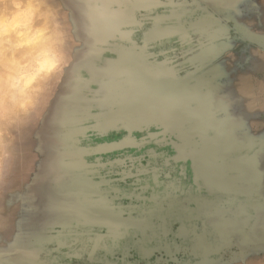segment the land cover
<instances>
[{"label":"rangeland","instance_id":"rangeland-1","mask_svg":"<svg viewBox=\"0 0 264 264\" xmlns=\"http://www.w3.org/2000/svg\"><path fill=\"white\" fill-rule=\"evenodd\" d=\"M84 1L27 0V4L21 5L22 0H15L12 5L19 6L16 11L0 16V21L8 26L0 22L4 25L0 28V59H4L0 64V243L4 235L11 238L13 233H20L29 240V248L37 253L42 264H264V243L242 244L244 238L255 241L258 227L264 228V0H200L208 11H205L207 14L196 12L197 18L229 23L235 44L242 43L246 47V53L239 56L246 71L245 89L238 87L245 93L231 87L230 95L222 98L229 110L219 109L218 116L244 115L243 121L233 118L230 125L240 143L255 144L246 146L248 152L259 149L263 160L261 191L250 189V193L239 198L227 194L232 199L226 198V194H217L213 196L214 205L203 199L198 202L201 204L197 212L202 221L195 219L183 230L160 233L131 232L128 227L115 223L112 216L101 217L96 207L89 203L84 205L83 197L91 198L94 194L85 193L81 188L79 176L84 170L75 163L81 160L92 163L101 154L116 150L96 152V147L90 153L75 152L81 145L96 143L99 138L96 134H79L83 125L90 124L93 128L96 124L85 114L95 111V106L84 111L81 105L87 102L81 99L80 112L70 110V105L78 102L74 97L69 98L75 83V65L95 64V60L89 58L93 40L89 37ZM89 4L95 2L91 0ZM95 15L101 31L105 32L102 8L95 9ZM173 19L172 25L176 23ZM12 36L19 38L13 48L8 40ZM34 37L36 41H28ZM22 40L29 42L32 47L25 43V48H30L31 52L17 54L14 61L11 51L23 49ZM120 51L117 58L109 59L115 61L114 70L124 77L135 76L141 68L145 71L141 53L129 49ZM46 53L50 54L52 64L44 74L40 62ZM217 58L214 56L211 62ZM86 65L82 75L91 69ZM93 83L80 80L77 90L83 92V84L93 87ZM150 94L152 99L148 103L152 104L159 94ZM242 95L244 105L240 103ZM154 105L162 109L158 103ZM249 107L254 109L255 119H248ZM155 112L159 114L157 109ZM111 123L114 121L106 124ZM261 141V145H256ZM183 152L184 156L192 154L193 164L203 170L204 180L211 166L214 170L218 167V164L200 167L201 163L196 162V149ZM67 163L74 166L68 168ZM225 164L223 168L234 169V174L242 170L241 166ZM15 191L20 198L10 202L8 197ZM242 202H245V212L240 211ZM136 240H147L149 247L146 245L142 250L134 244L133 248H125L129 253L121 260L115 258L120 251L117 247L124 250L125 242L136 243ZM158 241L164 243L163 248L153 247L152 242ZM174 256L180 263L175 258H165Z\"/></svg>","mask_w":264,"mask_h":264},{"label":"flooded vegetation","instance_id":"flooded-vegetation-1","mask_svg":"<svg viewBox=\"0 0 264 264\" xmlns=\"http://www.w3.org/2000/svg\"><path fill=\"white\" fill-rule=\"evenodd\" d=\"M200 2L148 0L144 9L135 10L136 22L129 17L128 24L121 26L117 25L120 23H116V19L125 6L119 9V6L112 5L103 17L104 31L113 32L97 31L98 27L97 30L95 27V31L89 33L93 40L89 58H93L95 64H80L81 67L105 65L110 58H117L119 50L139 52L148 63L145 65V77H148L145 80L148 86L145 88L152 94H159L151 103L167 104L168 109L176 110L169 113L159 108L157 111L160 114L153 117L156 121H142L138 113L127 112L123 114L127 119L117 120L104 129L96 128V124L93 125L96 129H93L89 124L78 130L80 135L99 136L96 143L81 145L80 150L75 151L81 154L93 152L96 147L103 150L110 147L106 145L113 141L126 139L121 148L101 154L92 163L80 162L75 165L84 170V174L79 176L81 188L85 193L94 194L91 198L83 197L84 205L89 203L96 207L101 217L112 216L115 223L128 227L131 232L183 230L191 226L195 219L202 221L197 215L198 205L201 204L199 201L205 199L207 204L214 205L213 196L217 194H226V198L232 199L227 194L239 198L250 193V189L261 191L263 160L259 149L253 148V151L248 152L246 146L254 147L255 144L240 143L230 125L233 118L243 121L244 115L239 113L237 116L232 115L233 118L223 114L218 116L219 109L229 110L227 102L223 100L230 95L231 87L232 90L241 86L245 89L246 71L239 56L246 53V47L242 43L238 46L235 44L234 33L227 26L229 23L197 18L196 12L207 14L205 11H208ZM172 18L176 21L174 25L170 22ZM187 18L189 20L184 22ZM97 25L100 26V23ZM214 56L218 58L211 62ZM151 76L158 78L153 79ZM91 81L95 83L94 86L83 84L84 91L81 94L85 95H82L85 99L95 97L90 101L96 107L95 111L85 114L97 123L95 115L103 114L104 111L111 114V108L103 105L102 95L110 97L115 94V90L111 87L101 88L99 79ZM239 89L238 92L245 93L244 89ZM244 98L240 101L243 105ZM98 105L102 108L99 109ZM150 109L153 110L152 107ZM248 111V119L257 117L253 108L249 107ZM177 119L179 125L173 128L172 122ZM187 119L192 123L189 128H185L188 127L185 122ZM163 120L165 122L162 124ZM185 136L190 146H184ZM261 143L263 141L256 145ZM194 146L198 158L204 156L203 162L205 160L219 165L214 167L215 170L211 166L208 170L210 176L208 174L206 180L202 169L195 165L193 168L195 160L192 154L184 156L183 151ZM214 150L218 151L216 156ZM201 160L198 161L201 163ZM222 163H236L242 170L234 174V169L223 168ZM72 166L74 163H67L68 168ZM197 181L201 188L196 185ZM240 205V211L245 212V202ZM135 242H125L124 250L117 247L120 251H117L115 258L121 260L129 253L126 249L133 248L134 244L142 250L149 244L147 240ZM152 245L154 248L164 247L161 241L152 242ZM208 248L210 246L207 244ZM165 258L178 261L176 256Z\"/></svg>","mask_w":264,"mask_h":264},{"label":"bare ground","instance_id":"bare-ground-1","mask_svg":"<svg viewBox=\"0 0 264 264\" xmlns=\"http://www.w3.org/2000/svg\"><path fill=\"white\" fill-rule=\"evenodd\" d=\"M14 1L15 0H0V16H1V18H2V15L3 14H7L10 11L11 12L12 11H16V9L19 6L17 8L15 6H13L12 5V2H14ZM22 1L23 2H21V5L22 4H25L27 2V0H22ZM90 1L91 0H85L84 1L87 4V9H86L87 11H86V13H87V17H88L90 31H95V27H96V30H97V27H98V30L97 31H101L102 30V27L97 25L98 22H99V19L95 15V9H97L99 7L102 8V14H103V16H105L107 14L108 9L110 8V6L116 5V6H119L120 7L119 9H121V6L124 5L125 8L120 11L119 17H118V19H116V23L117 22L120 23V25L118 23H117V25L118 26H121L122 24H126V23L128 24L129 17L133 18L135 20V22H136V19H135V10L136 9H139V8H143L145 2H147L148 0H93L95 2L94 5H90L89 4ZM0 22H2L6 26V24L4 23V21L1 20ZM113 22H115V21H113ZM3 24L0 25V28L2 26H4ZM32 24H34V22H32ZM23 26H22V28H23ZM6 27H8V26H6ZM22 30L25 31L24 29H22ZM22 30H21V32H22ZM26 31H27V29H26ZM28 32H30V31H28ZM28 32H26V33H28ZM105 32L111 33L113 31H110V32L105 31ZM25 36H23L24 38L23 37L22 38L26 40V37ZM22 38H20V39H22ZM28 39H31V38L28 37ZM8 40L12 44V47L11 48H13V46L16 45L15 43H16L17 40H19V38H17L16 36L15 37L12 36ZM25 40H22V42H24V44H23L24 45V48L26 46L25 43L28 45V47L29 46L32 47L30 44H28L29 42L27 43V42H25ZM33 40L36 41V38L34 37L32 40H28V41H31L32 42ZM28 47H26V48H28ZM33 47H34V45H33ZM24 48L23 49H19V48L18 49H12L11 54H10V56L12 55L11 56L12 58L11 57L10 58L12 60L16 61V57H14V56H17V54L19 55V54H22L24 52H27L28 53L29 50H30L29 52H31V49L30 48H28V49H26V48L24 49ZM48 55H50V54H47L46 53L45 56L41 59V62H40V67L43 69V73L45 72L46 74L50 70V67H51V64H52L51 63V57L48 56ZM2 60L4 61V59H0V64L3 63ZM19 63H21V62H19ZM137 63H140V60L139 59H138V62ZM146 64H148V63H146V61H145V65ZM113 66H115V61L113 59H111V60H108V62L105 63V65L104 64L103 65L97 64L96 67H92V68L90 67L91 68L90 71L87 72V74L84 73L82 75V73H83V69L82 68L83 67H81V65L79 63H77L75 65V67L73 69V75H74L73 77H74V80H75L74 82L75 83H74V86H72V88L70 90L69 98H73L74 97V98H76L78 100V102H77V104H75V101H74V103H72L70 105V107H71L70 110L80 112L78 110L80 108V106H79L78 103H79V101H81L82 97L85 96L83 94L80 95V93H81L80 90H77V88L79 86L80 80L91 81V80H94V79H97V80L99 79L100 85H101L100 87L101 88L108 89L109 87H111L113 90H115V94L112 95V96H110V97H107L105 95L102 96V100H103V103H104L103 105L108 106V108H111L110 109L111 114H115V113L120 114V113H125V112H133L134 114H137L138 113L139 116L141 118L145 119V120L147 119V120H151V121L152 120L153 121H156L155 119H153V117H156V115H159L160 112L157 111V112H159V114L158 113L155 114L156 113L155 112L156 109L157 110L159 109L155 105L154 106H151L153 108V110L150 109V105H149L148 102H150V100L152 98L150 99L151 94L145 88V80H147L148 77H145V71H143V68H141L140 70H138L135 76L128 75V76H125L124 77L120 72L114 70ZM150 78L156 79L158 77L157 76H151ZM31 80H32L31 77H29L27 79V82L28 83L29 82L31 83ZM78 95H80V96H78ZM94 99H95V97H92L90 99H85V97H83V100H87V103L84 104V106H83V108H84L83 110L84 111H87L89 108H93L94 107V104H91V102ZM120 104H123V105H120ZM116 106H117V108L115 109ZM159 106L162 107V111H164V112L174 113L176 111V110H170V109H168L167 104H162V105L159 104ZM153 114H155V115L153 116ZM92 115H94V114H92ZM109 115L106 114L105 111H104L103 114L95 115L96 116V121H97L95 127L96 128H99V129H102V128L104 129L106 127H109L110 125H107L106 124L107 121H105L106 120L105 117L106 116H109ZM95 116H94V118H95ZM177 122H179L178 119L175 120L174 122H172V123H174L173 126H172L173 128H175V126H178L179 125V123H177ZM185 122H187V126H188V127H185V128H189L190 126H192V123H190V120L187 119ZM161 123L163 124L164 122L162 121ZM186 139H187V136H185L184 139H183L184 140L183 143H184V146L185 147L190 146L189 143H188V141ZM211 143H213V142H211ZM202 144H204V143H202ZM192 149H196V147L194 146ZM186 150H189V147ZM213 152H214V156H216V153L218 151H215L214 150ZM226 153L227 152L225 151V155H226ZM203 157L198 158V156H197L196 162L197 163H200L198 160H201ZM80 162L81 163H87L86 160H81ZM202 162H203V159L201 160L200 167L201 166L207 167L209 164H213V165L217 164V163L214 164V163H210V162L208 163L205 160H204L203 163ZM227 164H229V163H227ZM224 165H226V164L225 163H222V166H224ZM229 165L231 167H233V165H236V163H231Z\"/></svg>","mask_w":264,"mask_h":264},{"label":"water","instance_id":"water-1","mask_svg":"<svg viewBox=\"0 0 264 264\" xmlns=\"http://www.w3.org/2000/svg\"><path fill=\"white\" fill-rule=\"evenodd\" d=\"M139 9H144V8H139ZM197 137L198 139H201L200 136L197 135ZM176 138L179 139V137L177 136ZM125 141H126L125 138H122L118 141H113L109 143L110 147H108L107 149L98 150L96 152H104L106 150L110 151L111 149L121 148L124 145ZM193 168H195L194 164H193ZM195 183L199 188H201L198 181ZM8 198L10 202L11 201L14 202L17 201L20 198V196L15 191V193L9 195ZM263 243H264V228L261 229L260 227H258L255 241H251L247 238H244L242 240V244L244 245H250V244L262 245ZM0 264H42V263L38 259L37 253L32 248H29V240H27L23 235L21 236L20 233H13V235H11V238L9 237L8 234L2 237L0 243Z\"/></svg>","mask_w":264,"mask_h":264},{"label":"crops","instance_id":"crops-1","mask_svg":"<svg viewBox=\"0 0 264 264\" xmlns=\"http://www.w3.org/2000/svg\"><path fill=\"white\" fill-rule=\"evenodd\" d=\"M125 113H127V112H125ZM125 113H120V114H117V113H115V114H110L109 116H106L105 117V121H114V122H117V120H120V119H127V118H125V115H123V114H125ZM133 113V112H132ZM142 121H145V119H141Z\"/></svg>","mask_w":264,"mask_h":264}]
</instances>
